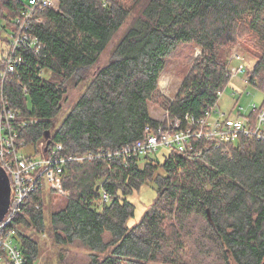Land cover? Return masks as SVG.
Instances as JSON below:
<instances>
[{
  "label": "trees",
  "instance_id": "obj_1",
  "mask_svg": "<svg viewBox=\"0 0 264 264\" xmlns=\"http://www.w3.org/2000/svg\"><path fill=\"white\" fill-rule=\"evenodd\" d=\"M21 8V0H0V44L7 42V29ZM133 12L111 58L52 132L65 83L98 62ZM40 15L44 25L30 31L43 44L41 55L21 52L17 77L0 78V98L21 118L36 120L17 128L19 140L35 148L34 156L27 157L45 154L43 135L50 130L49 149L61 145V156L91 153L99 158L65 163V196L55 204L48 225L42 212L44 189L25 201L16 225H32L38 234L49 229L57 245H80L88 251L86 264H181L176 250L185 245L182 222L200 213L205 244L226 263L264 264L263 142L240 138L216 146L197 141L195 151L204 143L208 147L200 156L171 151L161 162L133 157L126 165L106 155L159 126L149 104L161 100L159 77L180 44L193 45L200 54L174 100H163L170 118L199 117L215 104L217 92L229 82L225 66L235 45L253 60L246 82L263 94L260 106L249 113L255 116L264 108V0H132L130 5L125 0H56ZM3 66L0 56V72ZM113 180L127 183L129 190L147 181L155 186L154 206L132 227L127 221L133 205L125 191L122 197L117 194ZM101 189L111 195L109 203L98 204ZM17 232L25 264H35L38 243Z\"/></svg>",
  "mask_w": 264,
  "mask_h": 264
},
{
  "label": "built area",
  "instance_id": "obj_2",
  "mask_svg": "<svg viewBox=\"0 0 264 264\" xmlns=\"http://www.w3.org/2000/svg\"><path fill=\"white\" fill-rule=\"evenodd\" d=\"M22 8L18 17L8 28L7 48L0 53L4 66L0 72L2 81L17 77L18 68L23 62L22 51H29L36 57L41 55L42 42L30 31L31 26L44 25L41 12L52 8L56 0H21ZM237 54L230 57L229 62L240 60ZM228 70V69H227ZM41 69L39 74H44ZM245 68L239 66L228 76L244 73ZM247 81V77L245 78ZM25 92V89H23ZM222 91L217 92L215 104L205 110L199 117L185 115L184 120L170 118L166 112V120L159 122L155 129L146 128L142 139L125 146L116 152H107L108 160L122 159L123 165L133 157L143 158L154 154L159 148L175 153L194 152L200 156L202 150L207 149L206 142L216 146L234 144L240 138L256 140L264 143V108H260L255 116L241 115L237 111L236 117L230 112H223L217 103ZM0 166L5 170L10 180V204L6 215L0 222V264H25L20 246L15 220L19 217L21 208L26 200L38 189L51 190L58 194H65L62 187L64 165L67 161L83 162L99 158V155L88 153L83 156H61V145L48 147L43 155L27 157L21 153L27 148L25 141L18 138L17 128L28 123L36 122L33 118H21L17 109L11 108L4 97L0 98ZM256 106L253 105L252 109ZM204 141V147L195 151L194 143ZM102 184L100 183L99 187ZM99 205L109 203L111 195L100 190Z\"/></svg>",
  "mask_w": 264,
  "mask_h": 264
},
{
  "label": "rangeland",
  "instance_id": "obj_3",
  "mask_svg": "<svg viewBox=\"0 0 264 264\" xmlns=\"http://www.w3.org/2000/svg\"><path fill=\"white\" fill-rule=\"evenodd\" d=\"M127 4H131L132 0H125ZM134 12L131 14L126 22L122 25L120 30L110 41L106 51H104L98 62L87 70H80L77 75L71 77L66 83L65 88L67 93L65 99L62 102V108L58 115L53 119L52 132L60 126L63 120L70 112L74 102L78 99L81 93L86 88L89 80L95 73L107 63L111 58L112 49L116 42L121 40L126 32L128 25L134 16ZM9 32V30H7ZM6 35V34H5ZM7 37V35H6ZM7 42L0 44V49L3 51L7 48ZM1 53V52H0ZM200 54V50L190 44H180L167 58L165 68L162 71L158 80V90L161 100L157 102H151L149 104L150 116L157 122L163 123L166 120V108L164 106V99L173 101L180 88L184 76L189 72L192 67L193 60ZM237 54L240 60L234 61L232 59L229 62L230 57ZM253 64V60L249 55L245 54V51L239 46L235 45L229 49L228 57L225 68L229 73L236 70L239 66L245 68L244 73H240L234 76H228L229 82L225 89L222 91L217 105L223 112H230L231 117L237 116V111H240L241 115L248 114L252 106L259 107L263 100L262 92L258 91L254 86L248 84L245 80L250 74V67ZM163 97V98H162ZM40 147L38 146L37 149ZM35 148H24L21 153L24 155L34 156ZM169 153L164 148H159L154 154H151L147 159L161 162L163 154ZM113 183L117 185V194L122 197L123 191L126 192L127 200L133 205L134 214L127 221V226L132 227L139 222L144 213L154 206L156 199V191L153 182L147 181L142 184L138 189L129 190L127 183L113 180ZM43 193L44 205L42 212L44 214L45 224H49L50 214L55 209V204L65 196V194H50L48 191ZM65 191V190H64ZM162 207H158L161 210ZM200 214V213H199ZM198 213L192 215V219L188 222H182L186 228V234H184L185 245L176 250L179 261L181 264H235L232 260L228 263L224 261L222 257L207 246L206 229L203 224V217ZM25 227V228H24ZM22 234L35 240L39 246V255L35 264H86L88 251L78 244L61 246L57 245L52 236V232L47 229L44 233L38 234L34 230L32 225L17 226ZM206 243V244H205Z\"/></svg>",
  "mask_w": 264,
  "mask_h": 264
},
{
  "label": "water",
  "instance_id": "obj_4",
  "mask_svg": "<svg viewBox=\"0 0 264 264\" xmlns=\"http://www.w3.org/2000/svg\"><path fill=\"white\" fill-rule=\"evenodd\" d=\"M43 139L45 140V146L43 150L45 153L52 142L50 130L45 131ZM96 189L98 190V187ZM10 193L11 186L9 177L5 170L0 166V222L3 220L8 211L10 204Z\"/></svg>",
  "mask_w": 264,
  "mask_h": 264
},
{
  "label": "bare ground",
  "instance_id": "obj_5",
  "mask_svg": "<svg viewBox=\"0 0 264 264\" xmlns=\"http://www.w3.org/2000/svg\"><path fill=\"white\" fill-rule=\"evenodd\" d=\"M35 209V208H34Z\"/></svg>",
  "mask_w": 264,
  "mask_h": 264
}]
</instances>
